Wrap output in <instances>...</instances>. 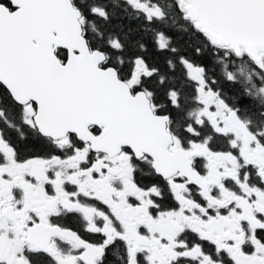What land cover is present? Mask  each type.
<instances>
[{"label":"snow or ice","instance_id":"snow-or-ice-1","mask_svg":"<svg viewBox=\"0 0 264 264\" xmlns=\"http://www.w3.org/2000/svg\"><path fill=\"white\" fill-rule=\"evenodd\" d=\"M0 264H264V0H0Z\"/></svg>","mask_w":264,"mask_h":264},{"label":"flooded vegetation","instance_id":"flooded-vegetation-1","mask_svg":"<svg viewBox=\"0 0 264 264\" xmlns=\"http://www.w3.org/2000/svg\"><path fill=\"white\" fill-rule=\"evenodd\" d=\"M73 224H75V222H72Z\"/></svg>","mask_w":264,"mask_h":264}]
</instances>
